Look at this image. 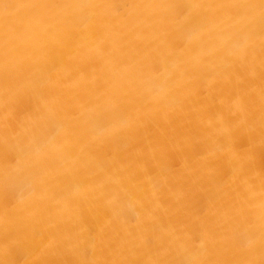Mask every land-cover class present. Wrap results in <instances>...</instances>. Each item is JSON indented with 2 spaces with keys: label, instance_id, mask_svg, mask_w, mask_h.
<instances>
[{
  "label": "bare ground",
  "instance_id": "obj_1",
  "mask_svg": "<svg viewBox=\"0 0 264 264\" xmlns=\"http://www.w3.org/2000/svg\"><path fill=\"white\" fill-rule=\"evenodd\" d=\"M0 264H264V0H0Z\"/></svg>",
  "mask_w": 264,
  "mask_h": 264
}]
</instances>
